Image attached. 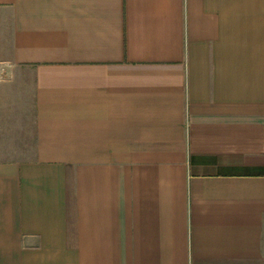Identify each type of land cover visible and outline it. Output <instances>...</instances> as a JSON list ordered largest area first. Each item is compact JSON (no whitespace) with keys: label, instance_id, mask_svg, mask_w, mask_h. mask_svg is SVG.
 Instances as JSON below:
<instances>
[{"label":"crops","instance_id":"0c3cea01","mask_svg":"<svg viewBox=\"0 0 264 264\" xmlns=\"http://www.w3.org/2000/svg\"><path fill=\"white\" fill-rule=\"evenodd\" d=\"M0 264H264V0H0Z\"/></svg>","mask_w":264,"mask_h":264}]
</instances>
